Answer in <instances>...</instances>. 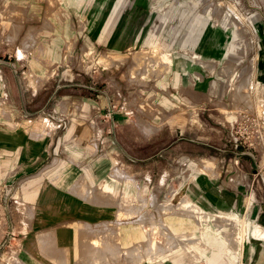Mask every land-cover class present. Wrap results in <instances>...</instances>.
<instances>
[{
  "label": "rangeland",
  "instance_id": "obj_1",
  "mask_svg": "<svg viewBox=\"0 0 264 264\" xmlns=\"http://www.w3.org/2000/svg\"><path fill=\"white\" fill-rule=\"evenodd\" d=\"M113 1L85 0L77 7L68 0H0V63L10 65L22 85L27 83L29 93L39 89V139L52 131V124L41 121L44 114L53 117L55 125L59 123L55 132L59 131L60 137L74 110H102L107 117L108 125L102 132L106 140L101 147L92 145L94 138H99L98 132L77 141L84 144L87 140L83 151L68 146L73 144L70 137L64 141L54 137L60 144L51 156L39 161L40 183L28 191L36 193L39 186L42 195L45 186L49 191L50 182L68 186L61 184L59 177L64 176V181L80 177L78 185L86 201L113 206L102 210L103 214L93 213V219L85 221L148 228L158 220L176 223L180 216L174 213L183 212L187 201L171 188L180 189L192 177L206 176L216 183L221 180V191L242 183L237 205L224 210L258 219L245 214L252 207H264V0H122L101 42L97 35ZM138 3L150 11L144 22L136 16L130 25V30L135 25L141 32V38L120 51L107 46L122 14L134 10ZM94 16L98 20L92 29ZM11 30L16 34L13 42L7 36ZM148 34H155L156 48L145 44ZM213 41V52L199 62L197 56L205 55ZM20 44L25 49L21 58ZM175 72L180 74L178 84ZM82 85L104 91L106 103H96V90ZM88 92L93 98L91 104L80 103ZM31 98L29 94V103H33ZM165 99L171 103H165ZM90 123L101 127L99 120ZM203 159L214 168L207 169L203 164L204 174H200L198 165ZM114 167L128 177L124 180L114 175L119 182L111 184L114 188L134 196L136 205L137 193L145 196L144 206L139 209L144 218L141 223L140 215L118 212L122 196L115 198L101 190L100 176L106 170L110 176ZM132 175L140 179L138 184L131 183ZM7 191L9 186H0V193ZM1 214L0 224L6 220ZM260 218V222L252 220V228L239 217L238 226L226 223L237 228L234 233L241 241H256L250 233L257 223L264 229V217ZM79 220L71 218L60 224L70 227ZM110 230L115 232L114 227ZM13 237L12 232L0 231V264H11L12 258L24 254L22 251L36 258L43 256L34 236L28 237L22 248L10 245ZM161 238L157 235L159 241ZM251 246L246 242L248 252L239 264H263L260 260H264V250L257 256L249 251ZM250 255L253 258L248 262Z\"/></svg>",
  "mask_w": 264,
  "mask_h": 264
},
{
  "label": "crops",
  "instance_id": "obj_2",
  "mask_svg": "<svg viewBox=\"0 0 264 264\" xmlns=\"http://www.w3.org/2000/svg\"><path fill=\"white\" fill-rule=\"evenodd\" d=\"M121 1L114 0L112 2V10L107 14L104 24L99 29L100 34L97 35L99 41L102 42L105 38L112 17ZM68 2H73L77 7H80L85 0H68ZM149 12L145 4L141 6V3H138L134 10L122 14L120 22L109 36V45L107 46L120 51L126 49L131 42L139 40L141 32L136 31L135 25L130 30V25L136 16H138L139 21L143 20L144 22ZM97 20V16L91 20L92 29L97 26ZM7 36L10 42L16 39L13 30L9 31ZM154 37L155 34H148L144 40L145 44L156 48ZM213 47L214 41L205 55L197 56L200 59L199 62L213 52ZM40 49L43 51V46H40ZM23 50H25L24 46L20 44V50H18L20 58L25 54ZM136 59L141 60V58ZM171 59L174 64V59L172 57ZM17 78L12 74V69L6 61L0 63V119L4 120L3 122L0 121V186L4 185L10 188L9 192L0 193V200H3V204H0V212L5 214L6 218L5 223L0 224V231L14 233L15 237L11 238L9 243L11 246L21 248L28 237L34 236V242L37 247L41 248L43 256L36 258L22 251L24 253L21 255L22 258L15 256L12 258L11 264H167L168 262L171 264H239L241 258L245 257L248 252L246 242L252 244L249 249L251 254L256 253L259 256L263 253L264 241L243 238L241 241V237L234 233L233 226L226 223L232 221L231 218L237 215L241 221L244 219L246 224L251 225L252 228V220L255 218L249 219V216H246L248 218L242 217L238 212L224 210L227 207L232 209L237 205L238 192H242L239 186L243 185L242 183H233L235 186H230L226 191H221L222 186L219 185L221 180L216 183L206 176L192 177L180 189L171 188V190L178 191L183 195L184 200L187 201L183 212L174 213L180 216L176 223L167 224L158 220V222H151L148 228L141 224L121 228L111 226L110 221H103L98 224L88 222L93 219V213L103 214L102 210L106 211L107 208H113V206L103 203L93 205L86 201L83 192L79 189L80 181L78 180L80 177L67 181V176L65 178L67 182L64 181V176L59 177L61 184L67 183L68 186L61 187L50 182L49 191L47 192V186H45L46 191L44 189L42 195L39 186L36 193L29 192L28 190H31L35 184L40 183L39 161L43 162L44 159L51 156L50 152H54V147L60 144L59 141H55L54 137L62 138L63 141L70 137L73 144L68 146L71 148L78 147V151L80 149L83 151L87 140L84 144L77 143V141L89 139L94 132H98L99 138H94V143H92L98 148V146L105 145L106 138L102 137L104 135L102 132L106 131L103 127L108 124L107 117L102 114V110L99 112L86 109L79 112L74 110L69 118L70 124L65 130L63 129L60 137V132H55L56 128L60 126L59 123L55 125L53 117L50 119L44 114L45 116L41 118V121L52 124V131L45 139H39L40 134H42L39 133L40 91L38 89L35 90L34 94L29 93L27 83L22 85ZM180 79V74L175 72V83L178 84ZM82 86L85 89L96 90L94 95L98 100L95 101L96 103L99 102L100 105L106 103L104 91L90 85ZM29 94L34 97L31 98L33 103H29ZM88 94L89 96L82 97L80 103L91 104L93 98H91V93L88 92ZM121 95L122 92L118 96ZM73 102L76 103L77 101ZM164 102L171 103L168 99H165ZM92 119L99 120L101 127H92L90 123L93 121ZM11 123L14 124L13 127H11ZM56 139L58 140V138ZM204 161V159L199 161L200 174H204L202 168ZM104 173L98 180L101 190L106 194H112L115 198L118 195L122 196L121 202L117 205L118 212L123 215H140L138 221L141 223L144 218L141 213L139 214V209L144 206L145 196L138 192L139 204L136 205L134 196L122 191L119 192L111 185L119 183L115 181L114 175L126 180L128 178L125 176L126 173L117 167L112 169L110 176L107 170ZM130 178L131 183L138 184L140 182V179L134 175ZM90 180H92V184H95L92 178ZM160 180L165 181V179ZM230 180L234 182L232 179ZM147 181L150 183L151 179L148 178ZM224 182L222 181V183ZM245 182L247 184V181ZM190 186L192 187L189 188ZM195 187H197V192ZM103 195L101 193L100 198ZM244 199L246 198H243V201ZM6 200L10 201V204L5 203ZM106 200L107 198L104 201ZM2 205L3 207H1ZM92 207L95 208V211L90 209ZM159 207L163 211L162 203ZM245 215L257 217L260 220V217H264V207L263 209L252 207ZM205 216L208 217L207 220H205ZM77 217L82 220H79L74 226L64 227L60 224L67 219H77ZM258 219L255 220L259 221ZM168 225H170L172 232L168 229ZM260 226L263 228L262 225ZM104 227H106L105 231L100 229ZM112 227H114L115 232L110 230ZM52 229H56V231L44 233ZM157 235H161V241L157 239ZM259 246L261 247L259 248ZM252 258L253 255L248 256V262H251ZM186 260L191 262L188 263ZM260 261L264 264V260Z\"/></svg>",
  "mask_w": 264,
  "mask_h": 264
},
{
  "label": "bare ground",
  "instance_id": "obj_3",
  "mask_svg": "<svg viewBox=\"0 0 264 264\" xmlns=\"http://www.w3.org/2000/svg\"><path fill=\"white\" fill-rule=\"evenodd\" d=\"M169 56V55H168ZM162 57H164L165 59H167V56L164 54V53H162ZM172 61V59L170 58V62ZM207 64V63H206ZM254 85V84H253ZM245 86V85H244ZM252 89V88H251ZM203 164H205V167L207 168V169H213L214 168V166L213 165H211L210 163L208 164V163H203ZM207 171V170H206ZM214 171H215V169L212 171V173H214ZM204 173V172H203ZM207 173H208V171H207ZM209 174V173H208ZM207 174V175H208ZM238 217L237 216H233L232 218H231V220L232 221H229V223L230 222H232L233 224H234V226H238L239 225V223L236 221V219H237ZM227 219V218H226ZM228 220H230V219H228ZM225 222H226V220H225ZM227 223H228V221H227ZM235 229L237 230V228L235 227ZM236 230H234V232H236ZM239 230V229H238ZM263 228L260 226V225H256V224H254L253 225V232L252 233H250L251 234V238H253V239H255L256 241H260V240H262V239H264V233H262L263 232ZM237 234V233H236ZM238 238V237H237ZM238 242V241H237Z\"/></svg>",
  "mask_w": 264,
  "mask_h": 264
}]
</instances>
